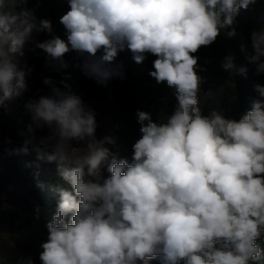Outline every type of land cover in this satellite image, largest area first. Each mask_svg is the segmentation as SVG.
<instances>
[{
	"label": "clouds",
	"instance_id": "clouds-1",
	"mask_svg": "<svg viewBox=\"0 0 264 264\" xmlns=\"http://www.w3.org/2000/svg\"><path fill=\"white\" fill-rule=\"evenodd\" d=\"M28 3L0 0V109L29 90L33 69L19 59L27 44L42 50L46 67L56 72L67 69L63 57L75 51L84 75L100 85L125 77L120 51L129 50L136 63L155 56L150 76L174 87L177 100L173 112L156 121L136 110L140 136L129 163L110 151L115 137L97 138L94 111L64 90L70 88L65 80L43 79L50 93L25 103L28 138L13 150L27 154L32 144L38 160L57 165L59 200L40 244V264L264 260V85H255L259 98L238 121L216 110L203 115L198 72L207 69L195 55L224 30L240 37L241 52L257 75L264 73V29L251 31L249 52L236 19L257 0H67L59 20L66 40ZM41 33L50 38L35 39ZM234 61L229 54L221 67L246 75ZM42 130L47 135L33 143ZM17 264L34 261L20 257Z\"/></svg>",
	"mask_w": 264,
	"mask_h": 264
},
{
	"label": "rangeland",
	"instance_id": "rangeland-1",
	"mask_svg": "<svg viewBox=\"0 0 264 264\" xmlns=\"http://www.w3.org/2000/svg\"><path fill=\"white\" fill-rule=\"evenodd\" d=\"M263 5L264 0H257L249 10ZM28 7L36 8L38 18L50 19L53 34L66 40L65 29L59 20L68 11L67 0H41L38 7L36 0H29ZM237 28L251 50V32L240 25ZM48 38L47 33L35 36L39 41ZM240 43L239 36L230 38L222 30L211 46L201 47L196 55L206 68L215 69L227 56L223 52L224 47L227 48L226 53H236L240 50ZM32 47L33 45L27 44L23 49L24 56L19 58L22 65L27 64L33 69L27 77L29 90L12 101L7 108L0 109V264H17L20 257H31L34 264H40V244L47 240L46 225L54 215L59 200L53 191L59 181L56 163L38 160L32 144H29L27 154L13 151L22 147L24 140L28 138L30 115L25 111V103L39 95L50 93L49 86L43 83L45 77H51L57 82L65 80L69 89H64V85L59 83L57 86L70 90L94 111L98 125L96 136L98 139L106 135L116 138V144L108 147L117 160L127 159L131 162L132 145L140 136L135 116L137 109L150 112L154 121L163 119V115H170V110L165 109L161 102L159 84L150 76V72L154 70L155 56L149 55L142 63H136L129 50L120 51L117 63L123 64L125 77L100 85L84 75L83 59L75 51H69L63 57L68 65L67 69L56 72L46 67V57L42 50L32 52ZM45 135L47 130L38 131L37 141L33 143H37ZM9 140L11 144L8 143ZM102 174L105 178L110 175L106 166L102 169ZM261 247L264 248V244ZM152 264H160L159 259H153ZM250 264H264V260L251 261Z\"/></svg>",
	"mask_w": 264,
	"mask_h": 264
},
{
	"label": "trees",
	"instance_id": "trees-1",
	"mask_svg": "<svg viewBox=\"0 0 264 264\" xmlns=\"http://www.w3.org/2000/svg\"><path fill=\"white\" fill-rule=\"evenodd\" d=\"M236 19L238 25L248 32L254 29H264V5L255 6L251 11L241 9ZM223 52L226 55H234L236 67H245L247 73L246 75L230 73L225 71L221 65L215 69H208L203 61L198 60L201 67L207 69L198 72L204 80L198 94L199 107L203 115H209L216 110L222 112L226 118L238 121L247 111L251 110L252 101L259 98L255 85L257 83L264 85V73L257 75L256 65L250 63L246 54L241 50L236 53H226L228 51L224 47ZM158 91L162 94L161 102L164 108L169 109L171 114L177 104L175 88L167 86L166 82L159 83ZM209 92L212 93L211 96L207 95ZM149 264H152V260Z\"/></svg>",
	"mask_w": 264,
	"mask_h": 264
}]
</instances>
